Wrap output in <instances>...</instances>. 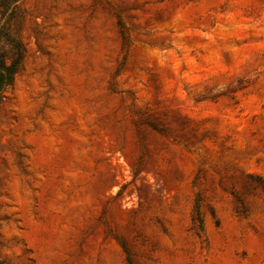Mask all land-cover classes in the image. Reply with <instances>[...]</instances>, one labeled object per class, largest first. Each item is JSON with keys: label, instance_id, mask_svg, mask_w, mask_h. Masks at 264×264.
Segmentation results:
<instances>
[{"label": "rangeland", "instance_id": "374dc122", "mask_svg": "<svg viewBox=\"0 0 264 264\" xmlns=\"http://www.w3.org/2000/svg\"><path fill=\"white\" fill-rule=\"evenodd\" d=\"M7 27L0 264H264V0H19Z\"/></svg>", "mask_w": 264, "mask_h": 264}, {"label": "trees", "instance_id": "16d2710c", "mask_svg": "<svg viewBox=\"0 0 264 264\" xmlns=\"http://www.w3.org/2000/svg\"><path fill=\"white\" fill-rule=\"evenodd\" d=\"M19 0H0V39L5 37L11 41V46L15 51L16 57L8 61L6 49L0 43V101L2 93L6 86H8L18 69V62L20 57V45L17 39L11 37L8 30V22L17 9ZM198 216V215H197Z\"/></svg>", "mask_w": 264, "mask_h": 264}]
</instances>
